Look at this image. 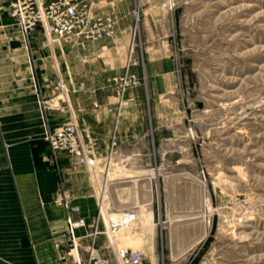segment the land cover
<instances>
[{"label": "rangeland", "instance_id": "rangeland-1", "mask_svg": "<svg viewBox=\"0 0 264 264\" xmlns=\"http://www.w3.org/2000/svg\"><path fill=\"white\" fill-rule=\"evenodd\" d=\"M132 5L124 67L137 84L125 92L149 64L168 81L154 109L157 165L124 188L142 198L128 208L139 219L113 242L147 264H264V0Z\"/></svg>", "mask_w": 264, "mask_h": 264}, {"label": "crops", "instance_id": "crops-1", "mask_svg": "<svg viewBox=\"0 0 264 264\" xmlns=\"http://www.w3.org/2000/svg\"><path fill=\"white\" fill-rule=\"evenodd\" d=\"M11 1L0 0V264H79L87 256L99 205L102 211L107 206L129 210L142 202L124 188L157 165L159 117L154 109L168 79L149 64L146 83L122 97L112 83L125 71L134 0L92 1L93 17L116 19L110 38L81 48L39 29L28 49L9 17ZM129 71L139 76L135 64ZM58 82L66 90L56 89ZM38 98L50 106L45 116ZM63 123L76 125L84 156L93 165L77 164L66 154L53 161L46 131ZM61 188L77 213L69 216L58 204ZM147 192L151 201L150 186ZM146 214L154 218L152 211ZM69 217L86 224L75 230L74 244ZM98 227L103 231L102 223ZM131 239L137 246L142 234L132 232ZM95 247L109 264H126V241L108 246L100 234Z\"/></svg>", "mask_w": 264, "mask_h": 264}, {"label": "built area", "instance_id": "built-area-1", "mask_svg": "<svg viewBox=\"0 0 264 264\" xmlns=\"http://www.w3.org/2000/svg\"><path fill=\"white\" fill-rule=\"evenodd\" d=\"M93 0H12L9 4V17L22 32L28 49L31 37L37 30L44 34L52 35L63 42H73L76 46L84 48L86 43L96 42L110 38L114 34L116 19L113 16L93 17ZM112 83L116 86L122 97L126 88L137 81L128 75V66L122 77L113 78ZM56 89L66 90L62 82H58ZM39 94V93H38ZM40 111L45 116L50 106L38 98ZM42 102V103H41ZM46 142L51 158L56 163L60 154H66L77 164L93 161L86 160L77 136V127L73 123H63L53 129H47ZM70 195L61 188L58 204L66 209L68 215L77 213V207L68 204ZM99 216L91 226L89 237L91 243L87 249L85 260L79 264H109V260L95 247V242L100 234L105 236L108 246L113 244L115 236L128 229L139 219L138 212L134 210H114L107 206L102 211L99 205ZM101 215V216H100ZM99 223L104 226L99 230ZM70 243L74 244L75 230L86 227L85 221L79 219L73 221L69 217ZM125 263L141 264L143 255L141 252H127L123 256Z\"/></svg>", "mask_w": 264, "mask_h": 264}]
</instances>
